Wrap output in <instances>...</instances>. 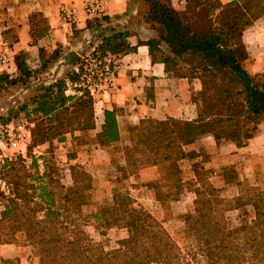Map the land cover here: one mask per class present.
<instances>
[{"label":"trees","instance_id":"16d2710c","mask_svg":"<svg viewBox=\"0 0 264 264\" xmlns=\"http://www.w3.org/2000/svg\"><path fill=\"white\" fill-rule=\"evenodd\" d=\"M135 1L143 8V14L136 10L140 22L147 23L150 29L148 39L138 40L137 45L147 48L152 62L162 63L166 73L173 76L171 60L163 54L162 45H165L172 58H195L198 68L211 84L205 85L201 81V90L192 97L196 110L194 120L146 119L131 128L129 143L123 148L125 166L121 170L122 178L130 189H136L130 182L139 183V172L155 166L159 180L143 183L144 189L140 187L142 190L136 196L150 197L151 193L153 199L158 200L159 183L162 182L174 200L183 191L182 161L188 159L196 186L193 189V208L183 215V219L189 236L207 264H264V188L246 184L241 189V182L233 175L234 167H223L216 172L205 169L204 163L199 165L202 152L187 154L184 150L185 146L205 135L212 136L216 144L230 142L237 148L245 147L249 137L247 125L253 124L256 128L264 121V73L253 76L244 69L243 61L248 56L241 39L243 31L264 16V0H235L224 5L217 0H197L194 3L196 11L202 12L203 7H208L210 13L202 20V27L198 30L182 21L180 10L170 0H132ZM211 1L215 5L207 6ZM223 9L226 10L220 14ZM101 20L109 22L106 16ZM129 36V31L110 29L108 35L101 36L91 56L135 51L136 46H130L127 41ZM39 52L42 58L44 52L41 49ZM26 57L23 52L14 56L17 75L0 74V87L1 83L11 87L24 84L38 73L29 70ZM55 57L56 51L51 59ZM74 58L79 61V58ZM181 78L194 79L187 76ZM66 79L41 87L38 94L31 98L30 113L46 123L45 128L31 134L33 148L54 138L65 142L67 134L75 139L76 136H72L74 132L82 136L95 129L91 97L83 93L74 104L68 105L73 98L64 95L66 83L74 82L77 74L70 72ZM12 122V117L0 116V125ZM94 136L95 142L102 148L119 141L114 110L103 111L101 130ZM69 174L72 189L54 181L48 172L45 173V168L33 177L34 186H29V189L33 198L40 189L36 196L39 202L33 205L45 206L43 220H34L36 206L31 208L28 205L32 203V198L20 192L23 185L18 181L13 184L12 196L6 198L4 209L0 212V221L15 222L10 228L11 233L15 236L24 234L27 244L38 246L39 264H191L164 227L152 220L142 207L134 205L127 186L124 192H115L110 204L99 208L93 215L107 229H128L129 237L123 240L115 254L109 256L102 247L92 245L80 225L73 226L68 234L59 233V228L68 229L59 218L68 211L69 201L87 189L92 190V178L80 166L70 167ZM39 181L42 185L36 186L34 183L38 185ZM54 182L66 191L62 193L59 207L55 203V193L47 189L48 184ZM234 185L239 188L237 195L229 199L221 196L222 191ZM241 207L251 208L253 219L237 227H229L224 214Z\"/></svg>","mask_w":264,"mask_h":264},{"label":"crops","instance_id":"0c3cea01","mask_svg":"<svg viewBox=\"0 0 264 264\" xmlns=\"http://www.w3.org/2000/svg\"><path fill=\"white\" fill-rule=\"evenodd\" d=\"M87 1L0 0V54L6 52L8 55V62L0 63V74L15 77L17 70L13 58L23 52L27 56L29 70L37 68V79L43 75L51 78L55 76L54 80L64 75L65 79L66 74L75 67L74 57L92 51L99 44L101 36L108 35L110 29L129 31L127 41L130 46H136V50L110 55L114 62L113 82L93 99V132L101 130L104 110L115 111L119 142L124 143L129 142L130 129L142 120H194L196 110L192 97L201 89L199 81L169 75L162 63L152 62L145 46L137 45L138 40L148 39L150 29L147 23L140 22L136 10L131 13L132 0H100L102 14L98 16L85 12L83 5ZM217 1L224 5L235 0ZM70 11L74 14V28L67 19ZM100 16L108 17L109 22H103ZM35 17L43 21L41 27ZM241 39L248 56L243 61L244 69L253 76L264 73V16L246 28ZM39 49L44 52L42 58ZM54 51L57 57L51 59ZM45 80L43 78V82ZM24 92L37 95L39 91ZM91 148L87 146L86 149ZM184 150L209 156L211 162L206 161V169L216 172L220 168L232 166L239 180H264V121L248 137L245 147L237 148L230 142L216 144L212 136L205 135L185 146ZM105 156L107 153L102 156L103 159ZM89 159H93L91 151ZM184 164L191 171L188 159H185ZM159 177L157 167L151 166L142 169L138 179L140 183H151L158 181ZM152 196L150 193V197L147 195L140 199L143 202L154 201ZM15 237L16 240L11 242L0 240V264H39L34 248L20 243L19 235Z\"/></svg>","mask_w":264,"mask_h":264},{"label":"rangeland","instance_id":"374dc122","mask_svg":"<svg viewBox=\"0 0 264 264\" xmlns=\"http://www.w3.org/2000/svg\"><path fill=\"white\" fill-rule=\"evenodd\" d=\"M196 1L197 0H190L187 2L186 0V5H180L178 0L175 2L174 0H170V2L173 3V6L180 10L182 21L192 25L195 27L194 29L198 30L202 27V20L208 18L210 13L208 11V7H203L202 12H197L194 6ZM214 5L215 4L213 1L207 4V6ZM181 6H184V8ZM131 8V13L134 10H137V13L140 12V14H143V8L137 6L136 1L133 2ZM225 10L226 9H223L220 14H222ZM100 14H102L101 11L97 12L93 16H98ZM73 16L74 14L72 12V14L67 17V19H69L68 23L72 25V28L75 26V22H73ZM99 18H102V16ZM35 20L39 26L43 25V21L40 18L35 17ZM75 35H77V31H75ZM162 50L164 56L171 60L172 65L170 67V71L172 72L173 76H187L189 78L193 77L199 81L201 87V81H204L205 85L211 84L209 78H207L205 74L201 72L200 68H198V62L195 58H172L171 53L165 45H162ZM91 52L92 51L85 52V54H82L81 57H77L79 58V61L77 62L73 60L75 67L72 72H75V70L78 68H83L88 62L103 60L105 57H92ZM7 62V53L1 52V65ZM37 75H39V73H36V75H34V77H32L30 80L26 81V83L12 87L5 86L4 83H1L0 116H4L5 118L10 116L12 117L14 124H23L25 129L29 132L30 139L29 142H27L26 147H22V149L24 148L23 152L0 145V212L4 209L6 198L12 196L13 184L16 183V181L23 185L20 187V192H25L32 198V203L28 204L32 208L36 206L33 205V203L39 202L36 196L40 193V189L35 192L34 198L32 191L29 189V186H34L32 185L33 177L36 176L37 173H42L43 168H45V173L47 174L48 172V175L54 181H58L59 184H61L63 187H66V189H72L73 186L69 174V168L72 166H80L86 172V174L92 178V190L87 189L83 191L80 196H75L71 201H69L68 211H66L64 216L59 218L61 222H65L67 224L68 229L62 230L59 228L58 232L61 234H68L69 231L72 230L73 226L80 225L90 237L92 245L102 247L107 255L112 256L120 248L123 240L129 237V231L126 228L107 229L103 224L98 223L94 219L93 215L97 213L99 208L110 204L115 192H124L125 186H127V182H125V180L122 178L123 173L121 170L125 166L123 161V148L128 145L129 142L124 143V141H118L117 143H114L113 145L103 149L95 142L96 139L94 132L88 131L83 133L82 136H79L78 132H74L72 136H76L75 139L73 137L71 138L70 134H67L65 136V142H59L57 138H54L33 148V136L31 137V134H36L39 130L45 128L46 123L38 119V117L34 114L30 113L32 109L30 101L34 95L31 92H24V90L38 91L41 90V87L53 84L56 80L63 79L64 77V75H61V77H58L56 80H54L55 76L51 78L47 77V75H43V77L38 76L37 79ZM43 78H46L44 82ZM65 80H67L66 76ZM111 83L104 85L102 90ZM66 85L67 86L65 87L64 94L73 98L71 103L68 105L74 104V102H76L75 99L81 96L83 93H87L91 97L92 102L93 99H95V97L98 95L97 94L95 97H92L89 92H86L85 90L82 92L72 91V89L69 88L70 84L66 83ZM246 129L249 130L248 136H250L255 129V125L248 124ZM87 146H89V148L92 146V148L86 149ZM89 151H91V157L93 158L91 161L89 159ZM104 152L107 153V157L105 156L103 159L102 156H104ZM185 152L189 154L192 151ZM201 156L202 158L199 161V165H203L204 163V168L206 169L205 161L209 159V156L205 155L204 153H202ZM86 158L88 161H86ZM209 162H211V160H208V163ZM184 163L185 160L182 161L181 173L183 191L181 194L177 195L175 197L176 199L174 200L170 198V194L168 195L169 190L165 185H163L162 182L159 183V199L150 202H143L141 201L140 197L136 196L138 192H141L139 191L140 189H144V186H142L143 183L139 182V184L136 182H130L133 187H137V191L134 188L133 190L130 189L128 186L127 188L135 202L134 205L137 207H142L152 220L160 223L164 227L165 231L177 244L184 258L189 263L207 264L206 258L199 251L198 247L189 236L183 219V215L191 211L193 208L192 203L195 198L193 189L196 186V180L192 172L184 167ZM37 168H39L38 172ZM232 170L234 172L233 175L238 179L237 171L234 168ZM238 181L241 182V189L246 184L252 187L264 188V180H247L246 183H244V180L238 179ZM34 184H36V186L42 185L40 181L38 185L37 182ZM87 184L88 182L86 185ZM234 186L222 191L220 193L221 196L229 199L230 197L237 195L239 188ZM47 189H50L51 192L55 193V203L56 206L59 207L62 204V193L66 191H62L60 188H58V184L56 182L48 184ZM44 208V205L36 206V213L33 215L34 220H43L42 210ZM224 216L226 221L229 223V227H237L243 222H250V220L253 219V211L249 207H241L239 210L226 212ZM13 224H15V222H11L9 220L0 221L1 241L11 242L16 240L15 234L11 233L10 229L13 228ZM21 236L19 240L20 243L27 244L24 234ZM29 245L34 248L35 253L38 256V246L34 243ZM10 264L16 263L12 262ZM239 264L245 263L241 262Z\"/></svg>","mask_w":264,"mask_h":264},{"label":"built area","instance_id":"2783aa9c","mask_svg":"<svg viewBox=\"0 0 264 264\" xmlns=\"http://www.w3.org/2000/svg\"><path fill=\"white\" fill-rule=\"evenodd\" d=\"M179 3L185 4L186 0H179ZM84 9L86 13L94 15L101 11V3L98 0H89L84 4ZM71 14L70 11L69 16ZM113 67L114 62L110 55H106L103 60L88 62L83 68L75 70L77 79L74 82H67L70 84L69 88L77 92L85 90L95 97L104 85L113 82ZM29 139V132L23 124L12 122L0 125V145L22 152Z\"/></svg>","mask_w":264,"mask_h":264}]
</instances>
